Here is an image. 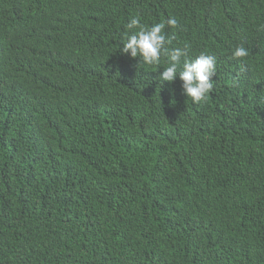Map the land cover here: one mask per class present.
<instances>
[{"label":"trees","instance_id":"trees-1","mask_svg":"<svg viewBox=\"0 0 264 264\" xmlns=\"http://www.w3.org/2000/svg\"><path fill=\"white\" fill-rule=\"evenodd\" d=\"M134 16L217 57L206 99ZM0 264H264V0H0Z\"/></svg>","mask_w":264,"mask_h":264},{"label":"clouds","instance_id":"clouds-1","mask_svg":"<svg viewBox=\"0 0 264 264\" xmlns=\"http://www.w3.org/2000/svg\"><path fill=\"white\" fill-rule=\"evenodd\" d=\"M166 26L176 29L179 22L175 16H169L164 21L146 26L141 23L139 16H134L127 23L129 30L120 51L131 58H139L142 65H159L161 58L166 57L168 66L163 68L159 81L173 82L177 77L182 82L183 94L193 103H199L206 99L213 89V78L216 73L217 57L201 52L194 58H189L190 44L182 47L169 48L171 38L165 33ZM248 55V50L239 46L233 51L235 58ZM161 83V84H162Z\"/></svg>","mask_w":264,"mask_h":264}]
</instances>
